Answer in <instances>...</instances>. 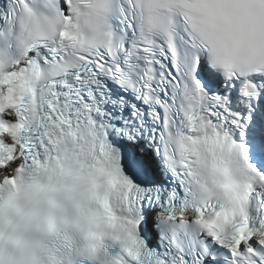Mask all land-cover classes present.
Segmentation results:
<instances>
[{
    "label": "snow or ice",
    "instance_id": "obj_1",
    "mask_svg": "<svg viewBox=\"0 0 264 264\" xmlns=\"http://www.w3.org/2000/svg\"><path fill=\"white\" fill-rule=\"evenodd\" d=\"M0 264H264V0H0Z\"/></svg>",
    "mask_w": 264,
    "mask_h": 264
}]
</instances>
